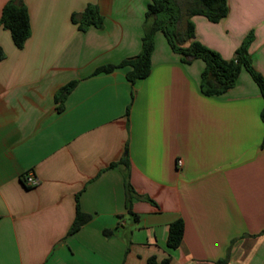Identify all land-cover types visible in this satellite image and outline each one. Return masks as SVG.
<instances>
[{"label": "crops", "instance_id": "crops-1", "mask_svg": "<svg viewBox=\"0 0 264 264\" xmlns=\"http://www.w3.org/2000/svg\"><path fill=\"white\" fill-rule=\"evenodd\" d=\"M22 1L25 46L0 28V264H264V99L251 75L205 96L204 62L182 63L161 32L147 78L94 75L139 55L151 0ZM89 4L104 24L83 32L72 18ZM228 6L217 23L191 18L195 40L231 60L252 37L264 78V0ZM77 199L91 220L70 235Z\"/></svg>", "mask_w": 264, "mask_h": 264}, {"label": "trees", "instance_id": "trees-1", "mask_svg": "<svg viewBox=\"0 0 264 264\" xmlns=\"http://www.w3.org/2000/svg\"><path fill=\"white\" fill-rule=\"evenodd\" d=\"M229 13L228 0H151L146 12V19L153 22L152 30L142 38V49L138 56L124 60L116 65L98 68L94 75L111 73L117 69L130 68L127 79L134 83L147 78L152 69V54L155 48V34L161 32L171 50L181 56V62L191 64L202 60L205 68L201 76L200 90L205 96H219L236 86L238 77L245 69L258 85L264 99V78L253 65L248 52L252 37L247 38L236 51L235 57L225 60L222 56L195 40L194 24L191 18L204 16L217 23ZM73 22L85 32L90 27L102 28L104 18L96 5L89 4L79 19L73 16ZM0 28L9 30L15 46L22 49L31 35V24L28 9L22 0H10L3 8ZM2 57V55H0ZM77 82H71L60 89L56 96L58 111L64 109V101L75 88ZM264 121V108L261 112ZM127 163V159H124ZM116 164H112L114 167ZM91 220V216L80 210L77 199L75 221L70 229L72 235ZM108 233L107 231L105 232ZM184 236V221L178 220L169 227L168 247H180ZM150 264H153L150 262Z\"/></svg>", "mask_w": 264, "mask_h": 264}, {"label": "built area", "instance_id": "built-area-1", "mask_svg": "<svg viewBox=\"0 0 264 264\" xmlns=\"http://www.w3.org/2000/svg\"><path fill=\"white\" fill-rule=\"evenodd\" d=\"M177 165L181 167L183 165V161L179 159L177 161ZM23 184L27 188H34L39 184V180L34 176L33 173H29L23 178Z\"/></svg>", "mask_w": 264, "mask_h": 264}]
</instances>
